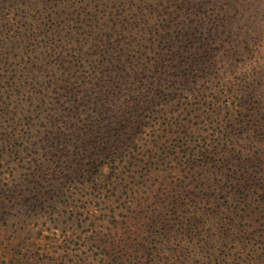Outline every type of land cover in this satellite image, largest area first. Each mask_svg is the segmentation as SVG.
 <instances>
[{"label":"trees","instance_id":"trees-1","mask_svg":"<svg viewBox=\"0 0 264 264\" xmlns=\"http://www.w3.org/2000/svg\"><path fill=\"white\" fill-rule=\"evenodd\" d=\"M254 1L0 0V264H264Z\"/></svg>","mask_w":264,"mask_h":264},{"label":"rangeland","instance_id":"rangeland-1","mask_svg":"<svg viewBox=\"0 0 264 264\" xmlns=\"http://www.w3.org/2000/svg\"><path fill=\"white\" fill-rule=\"evenodd\" d=\"M254 1V0H252ZM255 2V1H254ZM258 2V1H257ZM257 2H255V5L257 6ZM259 3L261 5V7H263V11H264V0H259ZM132 22V21H131ZM264 42V40H263ZM263 47H264V43H263ZM263 69V68H262ZM136 71V74L140 73L138 70H135ZM136 77V75H134ZM140 79V76L137 77V80ZM127 88H129L132 84L131 81L127 80L124 81L123 83ZM139 86V87H138ZM134 87L136 88H140V84H139V81L136 83V81L134 82ZM11 160V165L10 167H15L18 169V172L21 171L20 169L21 168H18L17 167V161L16 160H13V158L10 159ZM27 160V158L25 159ZM24 160V161H25ZM25 163V162H24ZM2 170V168H0ZM24 171V170H23ZM3 172H4V169H3ZM76 181V180H75ZM75 182H72V184H74ZM68 187V184L67 183H63V186H60L58 184L54 185V188H55V191L53 192H45V197L43 198V200H32L30 203L31 204H36L37 207H45L46 209L50 208V207H54V205H57L55 202L56 200H60L61 199V195H63V192L66 188ZM67 193V192H66ZM72 193V192H71ZM1 195V199H3V201L1 202L2 204V207H0V223H3L4 221H8V222H12L13 220H16L18 221L20 217V220L23 222L22 224H26L25 222V219L28 218V216L30 215L31 217H40V222L41 221H44V216L43 213L44 211H41V212H30V209L29 207H25L23 205V203H21L20 205H18L17 207L16 206H11L10 204H8L6 202V200L2 197L3 195ZM16 194H14L15 196ZM55 198V199H54ZM86 197H83V198H79L78 202H75L76 205H77V208H75V211L78 210V212L81 211V207H82V201H84ZM15 199H18L17 197H15ZM46 199V200H45ZM54 199V200H53ZM5 201V202H4ZM22 201V199H20V202ZM41 201H44V203H42ZM4 208H7L9 212H7V214H5L4 217H2L4 214H3V209ZM37 210V209H36ZM1 225V224H0Z\"/></svg>","mask_w":264,"mask_h":264}]
</instances>
